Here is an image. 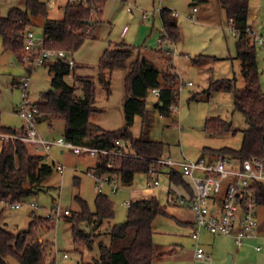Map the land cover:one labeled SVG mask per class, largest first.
I'll return each instance as SVG.
<instances>
[{"label": "rangeland", "instance_id": "1", "mask_svg": "<svg viewBox=\"0 0 264 264\" xmlns=\"http://www.w3.org/2000/svg\"><path fill=\"white\" fill-rule=\"evenodd\" d=\"M67 1L73 0H53V3L47 7L49 18H61ZM159 6H165L176 12V15H172V19L180 29V36L174 44L167 45L169 51L167 54H162L159 49L156 52L151 51L153 48H158V44L157 47L154 44L162 30L159 12L156 11ZM14 7L23 8V0H0V15H6ZM193 7L197 9L195 12ZM192 12H194L193 19L189 15ZM143 13L148 16L151 14L150 18L143 19ZM37 19L40 24L31 28L35 35L40 36L43 33L41 22L44 17L38 16ZM247 20L248 26L257 35L264 36V0H249ZM91 31L92 35L86 37L73 52V57L79 65L77 69L82 73L88 72L80 75L93 78L95 82V104L101 110L90 114L91 123L107 130H117L124 124L125 68L119 67L113 71L109 94L100 83L97 72V64L103 51L114 42L123 40L135 47L147 46L148 49L141 48L140 52L162 71L168 69L167 58L170 57L173 66L170 71H176L178 74L176 88L181 85L174 103L176 109L171 110L170 116L153 115V124L145 137L166 140L165 154L175 159L183 156L188 159L208 158L210 154L203 151L204 147L212 149L240 147L241 130L247 128L248 124L244 115L233 109V94L205 90L210 79L229 78L234 75L237 77L236 87L240 90L245 87V79L240 72L241 62L236 57L238 34L231 27L225 10L217 0L196 2L194 0H106L102 6L101 19ZM255 47L259 83L264 91V44H255ZM213 57L217 59L214 60ZM197 59H200L198 63L195 62ZM26 73V65L13 52L4 48L0 35V126L2 127L18 129L23 126V120L15 112L20 100V91L16 85ZM30 74L29 98L36 103L40 100L41 93L51 87V75L48 66L44 65L35 67ZM65 79L70 84L75 82L73 75ZM188 81L191 85L186 84ZM75 85L79 84L75 82ZM76 92L80 94L81 90L77 88ZM153 96L150 92L146 98L149 107H152ZM210 116H220L231 121L237 132L212 134L205 131L204 121ZM39 119L41 120L36 124V128L43 138L54 139L63 135V119L44 115ZM131 130L133 136L141 135L140 116L135 117ZM27 148L31 153L42 154L45 161L51 165H62L63 172L59 173L53 166L52 173L42 183V189L22 199L24 201L22 206L4 208L0 225L14 233L26 229L32 219L29 203L35 202L37 205L35 213L44 216L54 210L60 215V218L56 219L50 214V217L53 216L49 220L50 227H47L48 229L43 227L38 233L43 240V252L47 260L53 264L92 262L99 258L100 243L115 249L119 248L121 244L118 245L112 239L109 230L112 224L121 223L126 218L127 205L123 204L124 199L128 200L126 191L119 190L113 193L107 185L104 186L102 192L112 200L115 213L113 218L105 219L98 228H92L84 222L80 224V227L91 234L93 240L90 247L74 240L72 222L63 217L64 210L72 214L80 209L76 197L84 199L90 210L95 209L96 181L90 171L94 167L96 156L89 153L76 154L67 149L62 150L56 145L51 146L48 152L36 150L29 143ZM183 212L190 213L188 209H184ZM258 214L259 222L264 229V204L259 206ZM157 223L158 226L167 228V232H176L175 228L178 225L171 216H160ZM158 234H155L154 240L159 243L161 237H168L163 235V231L162 234ZM186 236L176 237L179 238L176 239V242H179L177 249L180 253L189 251L187 257L190 258L193 241L190 238L186 239ZM208 238L210 241H201L209 254V246L213 248L208 264H264V238L257 240L262 247L260 251H255L249 245L237 250L234 241L225 236H215L212 243L213 236L209 235ZM64 253H67V257H63ZM7 261L10 264H18L13 257H8ZM163 264L172 263L169 259H164Z\"/></svg>", "mask_w": 264, "mask_h": 264}, {"label": "trees", "instance_id": "2", "mask_svg": "<svg viewBox=\"0 0 264 264\" xmlns=\"http://www.w3.org/2000/svg\"><path fill=\"white\" fill-rule=\"evenodd\" d=\"M225 10L228 21L237 32L236 57L241 62V73L245 79L244 89L236 87L237 77L212 78L207 92L222 91L233 94V109L242 113L248 124L241 130L242 140L237 149L222 147L212 149L204 147L203 151L213 154H226L241 159L250 156L264 157V91L260 87L259 72L256 62V47L250 43L246 29L248 26L249 0H217ZM106 0H73L64 5L62 17H47L48 8L41 0H24V7L11 8L6 15H0V35L5 49L10 50L20 60L24 44V32L31 28L33 17H45L43 34L45 46L75 51L86 37L89 29L101 19L102 6ZM162 31L159 35V51L167 54V46L180 36L179 26L172 19L171 10L160 9ZM92 21V23H90ZM135 47L124 41L107 47L97 64L99 80L107 94L110 91L111 74L115 68H125L123 113L124 124L117 130H107L89 120L93 112L100 111L96 106V90L93 78L77 75L70 69L65 58L48 64L51 75V87L42 92L36 106L42 116L64 120L63 136L74 143L98 147L113 148L119 146L131 153L144 157H159L165 154L166 143L151 140L144 135L153 124V112L157 110L162 116H170V106L176 99L178 75L173 68L170 57L167 58L168 69L162 71L156 64ZM216 60V57H213ZM200 59L195 60L196 63ZM72 72L75 82L70 84L65 77ZM80 89L78 94L76 90ZM152 88H159V95L152 107L146 104V98ZM195 97V96H193ZM141 117V135L133 136L131 127L135 116ZM204 130L212 134L231 132L235 134L232 122L220 116H210L204 121ZM2 131H16L15 128L2 127ZM23 131V128L21 129ZM117 141L120 143L117 145ZM27 142L15 139L5 142L0 139V200H22L40 189L43 181L52 173L53 165L47 163L44 156L28 151ZM106 156H99L94 164L96 171L117 173L123 183L129 184L136 172H147L151 166L161 169L160 165L147 158L120 156L115 158L112 168L106 167ZM170 180L183 183L185 177L175 168H169ZM187 181V180H186ZM188 183V182H187ZM190 185V183H189ZM191 186V185H190ZM192 194V187L191 192ZM80 209L66 217L72 222V232L76 242L91 246L92 238L81 223L98 228L105 219L114 217V204L109 196L97 192L94 198L95 209H89L87 202L76 197ZM259 204H264V193L260 194ZM4 208L0 209V219ZM165 214L163 206L156 197L138 198L127 206L126 218L121 223L110 226L109 233L120 245L99 244V258L88 263L79 264H152L155 256L153 239V219ZM51 217L38 215L31 219L26 229L14 233L0 225V264H10L8 257H13L18 264H53L44 254L43 240L38 234L43 227H50ZM48 227V228H47Z\"/></svg>", "mask_w": 264, "mask_h": 264}, {"label": "built area", "instance_id": "3", "mask_svg": "<svg viewBox=\"0 0 264 264\" xmlns=\"http://www.w3.org/2000/svg\"><path fill=\"white\" fill-rule=\"evenodd\" d=\"M49 7L53 0H41ZM86 2V0H83ZM160 10V8H158ZM171 14L176 12L171 10ZM143 14V18H147ZM193 19V15H190ZM232 27V26H231ZM250 43L264 44V36L257 35L251 27L246 29ZM46 36L42 33L35 35L33 29L29 28L24 32V44L20 61L26 65L27 73L17 81V87L20 91V100L17 103V114L23 120V131H2L0 130V139L5 142H13L15 139H21L34 146L36 150L48 152L50 147L56 145L62 150H70L76 154L89 153L99 156H106V167L112 168L115 165V158L120 156H133L147 158L160 165L161 169L151 166L146 172L148 175L147 185L158 186L160 180L158 172L163 168H175L189 181L192 187V194H179L169 192L167 201L176 206H184L191 210L193 214V231L191 233L195 240L194 259L202 262H210L211 256L205 251L200 243V231L207 230L214 235L230 236L236 247L242 248L246 245L260 251L262 249L259 243H252L262 237L259 230L258 208L260 194L264 193V157L250 156L239 158L226 154H213L208 158L188 159L183 156L175 159L171 155L163 154L159 157H144L129 152L119 146L105 148L87 144L74 143L66 139L63 135L54 139H45L37 131V117L40 112L35 102L30 100V73L37 67L55 60L65 58L70 69L75 67L73 51L57 49L45 46ZM158 43L160 40L158 38ZM167 53H169L167 49ZM171 63V62H170ZM176 74L177 72L174 71ZM178 75V74H177ZM66 77H72L69 72ZM190 85L191 82L186 83ZM181 89V85L175 89L176 95ZM159 88H152L151 93L158 96ZM171 110L176 109L172 103ZM120 142L117 141V145ZM54 166V165H53ZM55 170L63 172V166L56 164ZM169 171V170H168ZM96 181L97 192H102L105 185L113 193L124 189L125 183L120 179L117 173L98 172L96 169L90 171ZM131 200H124L123 204L129 205ZM23 200L1 199L0 209L6 207H20ZM31 217L39 214L35 213L37 205L30 202ZM53 215L56 219L60 215L54 210L46 213L45 217ZM70 215V211L64 210L63 217ZM52 216V217H53ZM51 217V218H52ZM67 257V253L63 254Z\"/></svg>", "mask_w": 264, "mask_h": 264}, {"label": "crops", "instance_id": "4", "mask_svg": "<svg viewBox=\"0 0 264 264\" xmlns=\"http://www.w3.org/2000/svg\"><path fill=\"white\" fill-rule=\"evenodd\" d=\"M194 1L196 2L197 0H194ZM23 3H24V0H23ZM158 8L161 9V8H167V7L159 6V7L156 8V11L159 12V19H160V10H158ZM170 10H172V9H170ZM196 10L197 9L195 7H193V11L195 12ZM194 12L190 13L189 15H193ZM48 13L49 12L47 11V17H49ZM150 15L151 14H149V16L147 18H143V15H142V18L143 19H149ZM37 17L38 16L33 17V24L34 25L40 24V21L37 19ZM53 19H55V18H53ZM44 20H45V17H44ZM44 20L41 22L42 24H44ZM160 23H161V19H160ZM93 27H91L89 29L90 35H92V31L93 30L91 31V29ZM42 31H43V29H42ZM158 38H159V36L157 37V40H156L154 45L158 44V48H159ZM120 41H123V40H120ZM117 42H119V41H117ZM117 42H114V43H117ZM152 43H154V42L152 41ZM140 47L143 48V49H148L147 46L144 48V45H142ZM156 47H157V45H156ZM158 48H153V49H151V51L152 52H154V51L156 52L158 50ZM74 60H75V58H74ZM48 64L49 63H46V64H44V66H48ZM75 64L76 65L74 67V73L76 72L77 75L88 73L86 71L82 73L80 70L77 69V67L79 66L77 61H75ZM113 71H112V73H113ZM111 78H112V76H111ZM153 97H154V99H153V101L151 103V106H152L153 102L156 100L157 96L154 95ZM173 103H175V101ZM15 112L17 114V107H16ZM156 114L158 116H162V115L159 114V112L157 110L154 111L153 115H156ZM45 119H48L50 121L49 118L45 117ZM40 120L41 119H38L37 123ZM22 128H23V126H21L20 128L16 129V131H21ZM147 138H149V137H147ZM149 139L162 141L164 143H167L166 140H164V139L160 140V139H155L154 137H150ZM158 178L160 180V184L158 186L154 187V186H151V185H147L148 175H147L146 172H136L133 175L132 181L129 184H126L124 189H122V192L126 191L128 193V197L126 198L128 200L132 201V200H135V199H138V198L156 197L158 199V201L160 202V204L164 208L165 214H159L153 219V222H152L153 239H155V234H158V233L162 234V231L164 233L163 235H166V236L168 235V237H161V240H160L161 244L158 241L154 240V242H155V256L153 258L152 264H163L164 259H169V262H171L172 264H183V263H186V264H188V263L189 264H197V263L198 264H208L206 262L197 261V260L194 259L195 240L193 239V237L191 235V233L193 231V227H194L193 214H192L191 210L189 208H187V207H184V206H176V205L170 204L167 201V195H168L169 192H171L172 194L173 193H179V194H182V195L189 194L191 192V186L189 185V181L185 178L187 181L183 179V183H173L170 180V173H169L167 168H163L161 171L158 172ZM184 209H188L190 211V213H184L183 212ZM160 216H169V217L171 216V217H173L176 220V222L178 223V225L175 228L176 232H178V233L173 232V231H168L167 232V230H166L167 228L164 229V227L158 226L157 219H158V217L160 218ZM258 216H259V214H258ZM259 230H260V233L262 234V237L260 239H262V238H264V229L262 228L261 222H259ZM184 235H187L186 239L190 238V240L193 241L192 242V248L193 249H192V252L190 253V258L187 257V256H189V251L187 253H185V252L184 253H180V251H178V249H177V245L179 244V242H176V239H179V238H176V237H178V236L180 237V236H184ZM209 235L213 236L211 243L215 239L214 237L218 236V235H214V234L209 233L205 229H202L200 231V243H201L202 240L205 241V242L210 241V238H208ZM219 236H224V235H219ZM225 237L231 238L230 236H225ZM254 242L257 243V239L252 241V243H254ZM120 244L122 245V242H120ZM246 246H248V245H246ZM249 246L252 247L251 244ZM209 247H210V254H211V253H213L212 252L213 248H211V246H209ZM240 249L241 248H239V249L237 248V250H240ZM255 251H257V250H255Z\"/></svg>", "mask_w": 264, "mask_h": 264}, {"label": "water", "instance_id": "5", "mask_svg": "<svg viewBox=\"0 0 264 264\" xmlns=\"http://www.w3.org/2000/svg\"><path fill=\"white\" fill-rule=\"evenodd\" d=\"M90 23H92V21H90ZM163 48H167V46H163Z\"/></svg>", "mask_w": 264, "mask_h": 264}]
</instances>
